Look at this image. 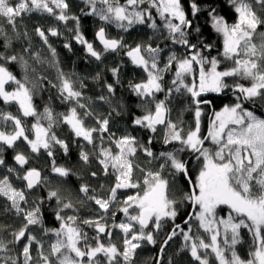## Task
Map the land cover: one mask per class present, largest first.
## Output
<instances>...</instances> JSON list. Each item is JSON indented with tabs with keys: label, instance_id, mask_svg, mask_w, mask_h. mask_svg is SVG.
Listing matches in <instances>:
<instances>
[{
	"label": "snow or ice",
	"instance_id": "snow-or-ice-1",
	"mask_svg": "<svg viewBox=\"0 0 264 264\" xmlns=\"http://www.w3.org/2000/svg\"><path fill=\"white\" fill-rule=\"evenodd\" d=\"M232 11L236 15L234 22L229 23L225 16L220 15L217 8L208 5L202 8L197 0H189L191 18L185 10L182 0H84L91 6V12L87 14L98 16L100 21L106 24H115L119 29L127 31L133 25L145 24L154 31L159 30L149 9L155 8L157 15L164 21L163 28L168 33V39L173 44L185 48L184 55L171 52L160 66V56L163 52L159 46L152 47L150 44H136L135 47L124 45L122 39L109 38L104 27H100L95 37L105 52L116 51L119 48H127L126 55L134 66L140 67L146 73V80L138 83H129L132 92L141 99L139 107L144 109V114L135 116L132 120L134 126L143 128L151 133H157L159 126H164L163 144L171 145L178 143L180 147L172 151H161L158 155L151 148L154 137H148L145 145L139 139L128 133L119 138L109 135L110 143L115 144L116 151L101 145L95 153H89L81 146L80 160L88 163L90 156L95 154L105 175L111 173L115 176V183L107 192L106 198L96 194L94 189L86 184H81L79 192L83 193L86 200L79 201L81 206L86 202H93L100 213L95 217L85 218L82 221L77 215H62L65 209H74V204L61 196L59 190H49L47 199H55L57 210L55 218L60 222L59 228L44 227L41 213L42 197H37L29 205V195L40 185L48 183V178L35 168H26L29 157L22 152H16L13 156L15 166H8L6 174L0 176V197L7 204L5 212H14L16 216L23 217L22 226L12 231V239L0 238V252H10L9 245H15L26 240L19 256H0V264H33L31 254L33 244L38 246V258L35 264H132L133 257L142 242L156 244L154 233L146 231L150 224L159 231L166 219L173 221L178 215L177 205L182 200H188L194 208L198 209L189 213V218L184 221L188 229L175 224L172 231L161 245V252L176 235H181L184 243L180 252L188 250L193 260L198 264H210L209 256L214 255L217 264H264V118L257 116L253 111L242 107L243 101H255L264 99V32H258L259 27L264 26V17L258 14L254 5L264 10V0H227ZM97 3L103 7H97ZM148 7L142 8L141 5ZM69 4L67 0H0V19L7 21L16 31V18L24 13L41 12L48 13L59 21L67 22L76 20L74 39L85 47L86 52L100 60L102 53L95 50L93 43L85 39L79 28L78 18L68 14ZM58 10V11H57ZM207 11V18L211 28L222 37V52L220 55L225 60L233 62V67L219 70L221 61L218 57L203 54L204 49L213 47L210 43H204L200 36L201 29L195 24L196 17ZM150 21V22H149ZM51 36L60 35L56 28H50ZM36 34L44 44L48 45L53 58L56 49L48 41L45 32L37 27ZM195 33L198 43H192L190 37ZM27 36V33H24ZM259 35L260 42H254ZM0 36L3 39V48L11 47V39L0 28ZM19 36V33H17ZM65 48L70 46L66 43ZM30 52V48H25ZM37 63H43L38 53L33 54ZM0 100L5 105L15 103L23 117H35L31 129H26L22 119L11 112L0 111V122L5 127L0 128V153L3 146L15 147L19 140H23L30 148L31 153L37 154L41 150L52 158L51 172L59 177H68L71 170L62 165H57L54 159V148L59 146L65 154L68 152L67 143L60 139L53 131L54 126L63 122L68 125L76 138L93 148L95 144L94 133L108 132L109 117L97 118L98 127L90 128L85 125V118L92 116L87 105L80 103L82 91L77 90L75 82L60 72L58 87L60 96L68 103L75 102L76 106L70 107L66 113L54 114L53 110L45 107L43 113L37 112L33 104L34 91L27 86L29 68L28 61L19 54H7L0 51ZM53 66L57 62L50 61ZM10 64H18L24 71V78L20 79L10 69ZM174 67V78L167 88L165 99H157V93L164 92V74ZM111 72L117 75L118 69ZM198 72V82L195 78ZM194 77L191 84L186 83V78ZM240 77L250 81L249 86L236 83L234 92H239L237 103L225 105L220 111L213 113L210 119L207 135L201 134V105L210 103L200 99L203 93H220L229 87L225 78ZM99 79V74L95 77ZM117 82H119L117 80ZM81 88L84 87L81 82ZM11 87V90L9 88ZM109 93H113L112 84H105ZM186 92L190 94L194 105V127L186 132L177 123L169 118L168 101L172 94ZM107 100V97H98ZM78 109H85L83 115ZM115 111V109H113ZM119 114V113H117ZM47 121V126L42 123ZM11 130H7L8 125ZM31 131L32 138L28 132ZM211 141L215 150L205 147L206 141ZM190 150L196 153L197 161L202 158L203 163L193 182L191 193H185L182 199L169 197L170 181L163 175L167 170L169 175L175 177L182 174L189 177L187 162L180 158V153ZM142 151L152 161L163 160L159 165L160 170L140 168L134 162V157ZM5 165V160L0 155V166ZM140 168L143 174L142 185L134 179L135 170ZM93 177L97 174L91 173ZM23 183V187H16L12 177ZM142 187V193L139 189ZM104 188V185H101ZM122 189H138L135 195L127 196L123 201L117 200V193ZM198 190V191H197ZM92 195H89V192ZM114 203L122 206L117 211L122 212L124 219L115 222L116 211L111 212L113 222L108 224V213ZM25 205H29L25 207ZM220 206H226L229 213L226 217H218L217 210ZM134 213V214H133ZM198 221V228L208 234V240L200 235H192L191 220ZM92 227L95 235H89L80 226ZM30 226H39L44 234L54 233L55 240L49 245L47 252L44 245L30 231ZM138 226V229H137ZM4 226H0L3 230ZM118 229L123 234L122 248L113 241L114 231ZM246 229L252 236L253 244L248 251V258H243L237 251V245L242 243V230ZM108 237L107 242L103 239ZM203 250V253L201 252ZM210 250V252H209ZM103 257V261L101 260ZM22 258V259H21ZM156 264H160L157 260ZM171 264V258L169 260Z\"/></svg>",
	"mask_w": 264,
	"mask_h": 264
},
{
	"label": "trees",
	"instance_id": "trees-1",
	"mask_svg": "<svg viewBox=\"0 0 264 264\" xmlns=\"http://www.w3.org/2000/svg\"><path fill=\"white\" fill-rule=\"evenodd\" d=\"M16 2V0H13ZM69 4L68 14L70 16H75L78 18L79 28L86 40L93 43L95 50L102 53L100 60H96L91 57L85 50V47L78 43L75 39V28L77 26L76 20H68L67 22L59 21L48 13L32 12L24 13L22 16L16 18V31H13L11 25L7 23L6 20L0 19V28L7 33L8 38L11 39V47L8 49L3 48L4 37L0 36V51H6L7 54H19L24 56L28 61L29 68L27 71L28 81L27 86L29 88L33 87L34 96L33 104L39 113H43L44 108L47 106L51 108L54 114L66 113L70 107L76 106L75 102L68 103L63 100L60 96L58 87H53V85H59L60 81L58 75L63 72L71 80L75 82V87L77 90L82 91L83 96L80 99V103L87 105L88 110H90L93 115L86 117L84 122L85 125H94L98 127L97 118L103 119L109 117L108 132L105 134V139L108 140L109 135H114L119 138L125 134H132L136 136L139 141L145 145L148 144V137L153 136V142L150 145L154 152L158 155L161 151H172L174 148L180 147L178 143H173L171 145L163 144L164 126H159L157 133H151L143 128L134 126L132 120L135 116H141L144 114L141 104V99L137 97L129 87V83H138L142 80H146V73L140 67L134 66L131 63L130 58L125 54L127 48H119L116 51L105 52L103 45H101L95 37L96 31L100 27H104L106 30V35L109 38L122 39L124 45L129 47H135L136 44H150L152 47L159 46L161 49L172 50L179 55L185 54V48L173 44L170 39H168V33L166 29L163 28L164 21L157 15L155 8L149 9L152 13V17L157 23L161 32L157 31L156 34L152 33L151 28L145 24H136L132 26L127 31L119 29L115 24H110V29L108 31L107 24L100 21L98 16L87 14L91 12V6L84 3V0H67ZM202 8H206L208 5L216 7L219 14L225 16L229 23H232L236 19L235 13L232 11L231 6L228 4L227 0H197ZM121 4L125 3V0H120ZM185 10L191 18V10L189 7V0H182ZM97 7H103V5L97 3ZM140 7L146 8L147 4L141 5ZM254 8L259 15L264 17V10L258 5H254ZM58 11V10H57ZM150 22V21H149ZM195 24L201 29L200 36L203 38L204 43H210L213 47L209 49H204L203 54L211 57H218L221 61L218 66L219 70L223 71L225 69L233 67V62L230 60H225L220 53L222 52V37H220L211 28L210 22L207 18V11H202L195 19ZM40 27L48 37L49 44L56 49L55 58L52 57L49 51L48 45L44 44L41 38L36 34L35 29ZM50 28H56L60 35L51 36L49 33ZM27 33V36L24 33ZM258 32H264V26L259 27ZM19 33V36H17ZM192 43H198V37L195 33L190 37ZM260 42L259 35H257L255 41ZM68 44L70 47L65 48L64 45ZM25 48H30V52H25ZM38 53L41 57L43 63H37L33 54ZM55 60L57 64L53 66L50 61ZM2 62V61H0ZM162 65L165 63L164 60L161 61ZM10 69L17 75L18 78H24V71L20 68L18 64H10ZM117 68L118 73L116 76L113 75L111 69ZM174 67L172 70L164 74L163 85L165 87L164 92L157 93V99H165L168 86H170L172 79L174 78ZM99 74V79L95 77ZM198 82V72L195 77ZM194 77L189 76L186 78V83L191 84ZM117 80L119 82H117ZM81 82L84 87L81 88ZM225 82L229 85L228 88L222 90L220 93H203L200 97L202 100L210 101L207 105H201L202 116H201V134L207 135L210 119L213 117V113L221 110L225 105H232L237 103V97L239 96L241 101H243L240 93L234 92L233 86L236 83H242L245 86L250 85V81L241 79L240 77H228L225 78ZM112 84L114 91L109 93L105 84ZM11 89V87L9 88ZM105 96L107 100H100L98 97ZM7 107L9 111H13L15 104L5 105L2 100H0V108ZM194 105H192L190 94L182 91L180 93H173L168 101V108L171 110L170 119L177 123L179 127L183 128L185 132L190 128L194 127ZM242 107L247 110L253 111L257 116L264 118V99H257L255 101H243ZM115 109V111H113ZM85 109H78V112L83 115ZM119 113V114H117ZM170 115V113H169ZM35 117H26V122L29 128L35 122ZM45 126H47V121H42ZM5 125L0 122V128H4ZM8 128V127H7ZM53 131L56 135L64 140L68 145L67 154L56 146L54 148L55 161L57 165H62L71 170V175L68 177H60L62 179V184L67 190L66 195L63 196L62 192H65L63 188H56L59 190L62 197L65 198V202L69 200L74 204V209H65L62 214L67 215L69 212L77 215L82 221L87 217L83 210L84 206H81L79 201L86 199L83 193L79 192V187L81 184H86L90 189L96 191V186H94V181L96 178H100L104 182V192L115 183L113 174L103 175L102 168H98V163H96V155L90 156L88 163H84L80 160L79 153L81 150L79 138H75L71 129L64 123L60 122L54 126ZM101 134V133H100ZM108 134V136H107ZM104 137V134H102ZM104 139V138H103ZM97 139L95 138V144ZM99 140V139H98ZM19 152H26L20 143ZM205 147L210 149H215V146L211 141L205 142ZM110 147V144H109ZM84 150L89 153L97 152L96 148H93L87 142L84 143ZM3 152L0 155L3 156L5 160V165L1 166L2 170H6L7 163L13 161V156L15 154V148H8L3 146ZM214 151V150H213ZM29 157V168L35 167L42 172L45 176L51 172L52 158L47 156V153L41 150L37 154L30 152L24 153ZM180 158L187 162V168L189 172V177H185L182 174H177L175 177L169 175V172L165 170L163 175L170 181L169 197L172 199H182L185 193H191L193 191L192 184L189 183V178L194 182L197 173L203 163L202 158L197 161L196 153H192L190 150L181 152ZM150 158H148L142 151H139L134 157V162L140 165V168L160 170L159 165L163 163V160L152 161L149 163ZM15 162V161H14ZM140 168L135 170L134 179L139 181L142 185L143 174ZM95 172L97 175L93 177L91 173ZM56 175V174H55ZM89 177V178H88ZM52 190L51 187L45 185H40L35 189L33 198L31 201L37 197L43 198V203L41 205V213L44 222V227L47 228H57L60 224L55 218V213L57 210V202L55 199L48 200L47 193ZM142 187L139 191L142 193ZM136 193L138 189H135ZM198 191V190H197ZM91 195V191L89 192ZM88 202L85 203V205ZM7 204L3 197H0V226H4L3 230H0V238L4 240H11L13 237L11 235L12 231L18 230L19 225L23 223V217H18L14 212H5L4 207ZM122 205L116 203L114 208L110 210L116 211L115 222L119 221L120 213L117 211ZM178 215L173 221L172 219H166L162 223V227L157 231L151 224L146 229V231H152L154 233V238L156 239V244H148L146 241L142 242V246L138 248L132 260V264H156L157 260L160 264H169L171 258V264H198L197 261L193 260L188 250L180 252L181 245L184 243L181 235H176L172 240L168 242L165 246V250L161 252V245L167 238L168 234L172 231L175 224H179L181 228L187 230L188 225L184 223L186 219L189 218V213L197 211L192 203L188 200H182L181 203L177 205ZM109 212V213H110ZM229 209L226 206H220L217 210L218 217H225L228 215ZM95 217V216H93ZM109 225L112 222L107 221ZM193 230L197 231L198 221L191 220ZM83 230L89 235V237L94 236L96 233L92 227L87 225H80ZM30 228H35L39 231L42 229L39 226H30ZM192 230V231H193ZM195 231L192 232L194 236ZM116 232L113 235V241L120 247L122 251V240L116 241ZM103 239L107 242L108 237L104 236ZM253 244L252 236L248 233L246 229L242 230V243L237 245V251L239 254L247 259L248 251ZM17 253H20V243L15 244ZM12 248L11 245H9ZM210 264H217L214 255L209 256ZM123 264V262H121Z\"/></svg>",
	"mask_w": 264,
	"mask_h": 264
},
{
	"label": "rangeland",
	"instance_id": "rangeland-1",
	"mask_svg": "<svg viewBox=\"0 0 264 264\" xmlns=\"http://www.w3.org/2000/svg\"><path fill=\"white\" fill-rule=\"evenodd\" d=\"M110 24H107V28H108V31H109V29H110ZM134 26V25H133ZM158 29L159 30H156V31H154V30H152V33L153 34H156L157 33V31H159V32H161V29L158 27ZM156 32V33H155ZM171 52H174V51H172V50H169V49H165V50H163V52L161 53V56H160V66L161 67H163V65H162V63H161V61L162 60H164L165 62H166V60H167V58H168V56H169V54L171 53ZM177 55H179L178 53H177ZM32 89H33V87H32ZM9 90H11V89H9ZM3 102V101H2ZM15 104V103H14ZM142 110H144L143 108H142ZM0 111H3V112H11L13 115H17V116H19L21 119H22V123L24 124V126L26 127V129H31V128H29V126L27 125V122H26V117H23L22 116V114L19 112V110H18V105H16L15 104V107H14V110L13 111H9L8 110V108L7 107H1L0 108ZM218 111H220V110H218ZM169 113H170V115H169V118L171 117V110L169 109ZM262 118V117H261ZM63 123V122H62ZM68 126V125H67ZM87 126V125H86ZM69 127V126H68ZM87 127H90V128H95V126L94 125H89V126H87ZM70 128V127H69ZM7 130H11V125L9 124L8 125V128H7ZM28 134H29V136H30V138H32V133H31V131H29L28 132ZM104 134V139H103V146L104 147H106V148H111L112 150H113V152H115L116 151V148H115V144L114 143H110L109 142V140H106L105 139V134L106 133H103ZM74 135V134H73ZM101 135L102 134H100L99 132H96V133H94V138H96L97 140V142H96V145H97V148H96V150L98 151V147L101 145V139H100V137H101ZM107 136H108V134H107ZM75 137V136H74ZM76 138V137H75ZM99 139V140H98ZM79 140L81 141L80 142V147L81 146H84V143H86L85 141H83L81 138H79ZM20 143H22V144H25V145H22L24 148H26V152H22V153H27V152H30V148H29V146L21 139V140H19V141H17L16 142V144H15V154H16V152H19L17 149H19V147L21 146L20 145ZM109 144H110V147H109ZM91 146H93V145H91ZM213 150H215V149H213ZM14 154V155H15ZM96 163H98V168L100 169V168H102V166L99 164V162H98V160H97V158H96ZM7 165L8 166H15V167H17V168H19L17 165H15V162H14V160L12 161V162H9V163H7ZM8 166H6V168L5 169H7V167ZM103 169V168H102ZM110 173H111V169H110ZM3 174H6V170H2V167L0 166V176H2ZM102 174L104 175L105 173H104V171H102ZM112 174V173H111ZM113 176V178H114V181H115V176L114 175H112ZM45 177H47L48 178V183L46 184L47 186H49V187H51L52 188V190H55L56 188H63V190H65V192H62V195L63 196H65L66 195V192H67V190L65 189V187L63 186V184L61 183L62 182V179L58 176V175H55V174H50V173H48L47 175H45ZM89 178V177H88ZM12 181H13V183H14V185L16 186V187H23V183L22 182H20V181H17L16 179H15V177L13 176L12 177ZM104 181L103 180H101L100 178H96V180L93 182L94 183V186H96V194H98V195H101V196H104L105 198H106V196H107V192H104V191H106V190H104V188L102 189L101 188V185H104V183H103ZM114 185V184H113ZM37 189V188H36ZM35 192V191H34ZM33 192V193H34ZM136 194V191H135V189H122V190H119L118 191V193H117V200L118 201H123L127 196H129V195H135ZM33 198V194H30L29 195V197H28V199H29V205L31 204V199ZM86 200V199H85ZM115 204L116 203H114L112 206H111V210L114 208V206H115ZM29 205H25V207H28ZM97 207L98 206H96L93 202H88L86 205H84V210H83V213L87 216V217H93V216H96V215H99L100 213L97 211ZM198 210V209H197ZM114 211V210H113ZM134 214V213H133ZM62 215H64L65 217L66 216H68V215H74L73 213H71V212H69L67 215H65V214H62ZM227 216V215H226ZM225 216V217H226ZM122 219H124V215H123V213L121 212L120 213V216H119V221L118 222H116V223H119ZM112 220H113V218H112V216H111V212L110 213H108V221H110V222H112ZM193 220H195L194 218H193ZM196 221V220H195ZM22 226V224H20L19 225V227H21ZM59 226H60V224H59ZM59 226L57 227V228H59ZM137 229H138V226H137ZM30 231L34 234V235H36L37 236V238L39 239V240H41L42 242H43V245H44V250L47 252V250H48V248H49V245L55 240V235H54V233H48V234H44L43 233V231H39V230H37V229H35V228H30ZM195 231V229L192 231V232H194ZM114 232H116L115 234H116V237H117V239H116V241L118 242V241H120V240H123V234L118 230V229H116ZM196 235H200L201 236V238H204L205 240H206V242H207V240H208V234L207 233H204L203 232V230L202 229H199L198 228V226H197V231H195V234H194V236H196ZM26 242V240H22L21 242H19L20 244H21V246H20V251L22 250V248H23V245H24V243ZM12 246V248H11V251L10 252H7V253H4V252H0V256H12V257H16V256H19L18 255V253H17V249H16V246H14V245H11ZM122 250H123V248H122ZM201 252L203 253V250H201ZM209 252H210V250H209ZM31 254H32V256H33V258H34V262H33V264H35V260H36V258H38V246L36 245V244H33L32 245V248H31ZM22 259V258H21ZM101 260L103 261V257H101Z\"/></svg>",
	"mask_w": 264,
	"mask_h": 264
},
{
	"label": "flooded vegetation",
	"instance_id": "flooded-vegetation-1",
	"mask_svg": "<svg viewBox=\"0 0 264 264\" xmlns=\"http://www.w3.org/2000/svg\"><path fill=\"white\" fill-rule=\"evenodd\" d=\"M18 166V165H17ZM19 167V166H18ZM27 168H29V163L27 164V166H26V168H25V170L27 169ZM96 192V191H95ZM93 193L91 192V195H92Z\"/></svg>",
	"mask_w": 264,
	"mask_h": 264
},
{
	"label": "water",
	"instance_id": "water-1",
	"mask_svg": "<svg viewBox=\"0 0 264 264\" xmlns=\"http://www.w3.org/2000/svg\"><path fill=\"white\" fill-rule=\"evenodd\" d=\"M99 42V41H98ZM82 139V138H81Z\"/></svg>",
	"mask_w": 264,
	"mask_h": 264
}]
</instances>
